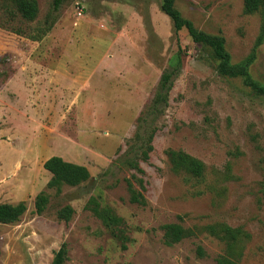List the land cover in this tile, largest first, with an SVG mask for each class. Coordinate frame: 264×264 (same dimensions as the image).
<instances>
[{
  "label": "rangeland",
  "instance_id": "374dc122",
  "mask_svg": "<svg viewBox=\"0 0 264 264\" xmlns=\"http://www.w3.org/2000/svg\"><path fill=\"white\" fill-rule=\"evenodd\" d=\"M36 1L34 21L14 22L23 33L0 25V203L26 204L19 220L0 222V264H50L63 242V264H216L218 255L264 264V97L240 77L220 75L210 49L185 29L176 34L160 0H66L56 11L53 0ZM175 6L198 29L222 35L232 63L252 52L261 19L243 13V0ZM51 18L50 29L31 38ZM169 69L175 74L154 121L153 150L136 174L141 188L123 165L133 155L127 140ZM249 72L264 84V40ZM168 149L201 160L203 176L174 172ZM53 155L84 165L89 179L47 188L43 162ZM127 178L145 205L130 201ZM41 191L49 200L37 213ZM90 197L123 224L104 225L85 208ZM65 205L73 208L68 221L57 217ZM168 222L195 234L166 245L160 226ZM214 223L248 237L228 252L204 228Z\"/></svg>",
  "mask_w": 264,
  "mask_h": 264
},
{
  "label": "trees",
  "instance_id": "16d2710c",
  "mask_svg": "<svg viewBox=\"0 0 264 264\" xmlns=\"http://www.w3.org/2000/svg\"><path fill=\"white\" fill-rule=\"evenodd\" d=\"M66 0H53V10H58L59 6ZM160 9L167 15L172 22L174 32L185 29L193 42L199 43L210 49L213 57L217 60L216 70L225 77H240L243 83L248 86L255 94L264 97V84L253 79L249 72V67L255 58V49L264 40V0H243L242 11L244 14L258 13L261 24L260 31L255 41L252 52L244 59L237 63L231 62V56L225 47V39L222 35L209 34L194 26L193 22L182 16L181 12L175 6V0H160ZM38 14V4L36 0H0V25L10 29L17 34L23 33L19 26L15 27L14 22L21 23L32 22ZM46 20V25L37 27L36 35H30L31 38L39 39L44 35L53 24L54 19ZM175 74V69L165 70L160 77L158 89L151 103L145 111H142L137 118V126L140 130L127 140L131 157H125L123 165L130 171L131 178L139 183L141 188L142 178L137 177V173L143 174L140 167V161H146L150 152L153 150L152 140L155 136L156 126L155 119L161 114L162 108L167 103V94L171 84V78ZM141 131V132H140ZM131 154V153H128ZM166 156L174 172L184 173L188 178H201L204 174V164L198 158L182 151L175 149L166 150ZM43 167L51 174L46 187L49 189L60 190L62 185L76 186L87 181L90 177L88 169L84 165L76 164L64 160L62 157L53 155L43 162ZM131 202L145 205L143 194L133 187L130 178L126 179ZM260 191L262 193L264 204V166L262 180L260 181ZM49 196L46 192H39L34 199L35 212L41 213L46 208ZM85 208L90 210L94 216L101 220L107 227L120 226L123 219L116 215L109 207L102 206L95 197H90ZM26 211L24 201L17 203H0V222L11 223L19 220ZM73 208L65 205L57 210V217L61 220L68 221L72 216ZM163 231L162 240L166 245H174L182 239L194 235L191 228L183 227L179 222H168L160 226ZM208 232L218 238L228 252L235 249V244L242 238H247L248 233L240 228H232L223 223H214L204 226ZM121 246H125L126 237L120 234ZM196 255L204 256L203 248L196 247ZM67 256L66 244L63 242L54 252L50 264H63ZM216 264H237V262L228 256L218 255L215 259Z\"/></svg>",
  "mask_w": 264,
  "mask_h": 264
}]
</instances>
